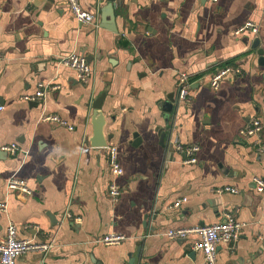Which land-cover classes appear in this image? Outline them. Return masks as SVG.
<instances>
[{
  "label": "crops",
  "instance_id": "crops-1",
  "mask_svg": "<svg viewBox=\"0 0 264 264\" xmlns=\"http://www.w3.org/2000/svg\"><path fill=\"white\" fill-rule=\"evenodd\" d=\"M79 1L96 26L79 25L64 0H0V202L7 205L0 238L9 222L20 239L54 238L48 252L26 253L16 264H127L140 242L144 264H202L195 236L163 234L226 215L244 226L232 249L218 248L215 264H264V194L252 183L264 177V68L251 49L256 38L264 49V0H120L114 20L108 0ZM246 22L259 27L258 36L234 35ZM71 53L90 64L88 82L57 66ZM225 67L239 74L211 89L210 75ZM180 74L193 82L181 102ZM38 83L57 88L43 103L22 100ZM95 111L123 170L115 203L107 195V150L92 146ZM254 119L261 132L241 135ZM11 144L14 155L1 150ZM176 144L198 146L196 163H184ZM12 177L32 194L9 190ZM181 198L180 208L167 209ZM110 234L125 239L93 242Z\"/></svg>",
  "mask_w": 264,
  "mask_h": 264
},
{
  "label": "built area",
  "instance_id": "built-area-1",
  "mask_svg": "<svg viewBox=\"0 0 264 264\" xmlns=\"http://www.w3.org/2000/svg\"><path fill=\"white\" fill-rule=\"evenodd\" d=\"M65 4L73 16L74 20L79 25L84 26H96V17L85 11L79 0H64ZM207 3L215 4L218 0H201ZM242 33H249L256 37L259 33V27L252 22H246L234 31V35L238 36ZM57 66L65 67L72 70L77 80L82 83H86L90 80L92 75V68L86 59L76 53H71L66 56L61 57ZM239 74V70L232 67H225L216 70L209 78V86L213 90H217L220 83L228 76ZM193 82L187 74H180L178 78V87L176 90V100L185 101L188 92L191 88ZM56 85L38 83L36 89L31 95H26L22 97V100L26 102H39L43 103L47 92L49 90L56 89ZM4 109L0 106V112ZM40 120L54 123L57 126L64 127L69 131L73 128L67 122L55 115H42ZM262 130L261 123L258 119L252 120L242 131L243 136H257ZM175 149L182 152L187 156L184 160L186 164H195L196 158L195 153L198 152L199 147L193 146H181L176 144ZM261 147L260 149H263ZM109 161V171L111 176V181L108 185L107 195L111 202L115 203L118 200L120 194L117 179L123 174L122 167L118 161V150L115 146H106ZM3 152L14 155L18 150L16 144H11L9 146H4L1 148ZM252 183L254 189L258 194H264V177H253ZM7 188L12 191H16L20 194L31 195L32 192L27 185V182L22 179L15 177L10 178L7 181ZM225 192H230L232 194H237L238 192L233 188H223ZM220 190V192L222 191ZM187 202L186 198H181L176 200L167 209H178L180 206ZM7 205L5 202H0V213H6ZM264 224V222H263ZM243 224L238 222L232 215L224 216L223 220L213 223L208 226H194L190 228H178L169 229L163 235L172 241L182 240L185 241L191 236H195V242L192 244V250L194 252H199L202 256V264H215L217 250L221 246L232 249L240 238V232L243 228ZM124 236L120 234H110L103 236L101 238L95 239L94 243H101L104 245H118L120 242L124 241ZM54 243V238L49 242H33L31 240H24L18 237V231L16 226L9 222L5 235L0 238V264H16V260L19 256L30 252H42L46 253L52 247Z\"/></svg>",
  "mask_w": 264,
  "mask_h": 264
},
{
  "label": "water",
  "instance_id": "water-1",
  "mask_svg": "<svg viewBox=\"0 0 264 264\" xmlns=\"http://www.w3.org/2000/svg\"><path fill=\"white\" fill-rule=\"evenodd\" d=\"M109 2V5L107 7V10H108V14L111 16H109L110 18H112L114 20L115 18V10L118 6H121L122 2L120 0H108ZM110 29L112 31H115L114 28H112V26H110ZM259 44H260V40L258 38L254 39L253 40V45L251 46V49L252 50H256V55L258 56V59H257V64L260 66V67H263L264 68V49L263 48H258L259 47ZM173 96H169V99H168V103L164 105V111L169 113L171 110H172V107H173ZM94 109H96V111H98L100 109V100H98V102H96L93 106ZM95 111V117H98V119H96L97 123L95 125V129H94V139L92 141V146L94 147H97V148H105L107 146V141H108V138L105 140L103 137H102V123H103V120H102V117L100 115H98V113ZM165 122L167 123V119L166 117L164 118ZM95 121V122H96ZM161 138V142L163 140V134H161L160 136ZM140 246H141V242L139 244H136V254L135 256H130L129 257V261L127 262V264H135V261H136V264H144L143 261V254L144 252L141 251L140 249ZM194 255V253H192Z\"/></svg>",
  "mask_w": 264,
  "mask_h": 264
}]
</instances>
